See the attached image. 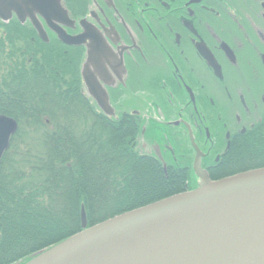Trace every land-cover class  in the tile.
<instances>
[{
  "label": "flooded vegetation",
  "instance_id": "obj_1",
  "mask_svg": "<svg viewBox=\"0 0 264 264\" xmlns=\"http://www.w3.org/2000/svg\"><path fill=\"white\" fill-rule=\"evenodd\" d=\"M57 1L68 24H54L81 37L77 45L36 14L43 42L28 14L11 7L0 8V35L17 23L69 56L75 92L88 103L77 112L134 130V151L159 162L164 178L183 179L184 192L199 185L194 146L210 180L233 167L264 110V0Z\"/></svg>",
  "mask_w": 264,
  "mask_h": 264
},
{
  "label": "trees",
  "instance_id": "obj_2",
  "mask_svg": "<svg viewBox=\"0 0 264 264\" xmlns=\"http://www.w3.org/2000/svg\"><path fill=\"white\" fill-rule=\"evenodd\" d=\"M4 29L0 115L14 119L18 129L0 163V264H24L80 232L81 207L89 227L151 203L155 191L148 189L156 186L145 188L147 181L134 173H147L158 186L165 181L159 162L130 146L134 130L103 118L91 123L77 112L88 103L75 92L77 65L69 56L33 32L25 35L20 24ZM22 88L31 94H18ZM50 101L60 113L49 110ZM246 139L240 154L264 162V116ZM167 176L172 186L179 181Z\"/></svg>",
  "mask_w": 264,
  "mask_h": 264
},
{
  "label": "water",
  "instance_id": "obj_3",
  "mask_svg": "<svg viewBox=\"0 0 264 264\" xmlns=\"http://www.w3.org/2000/svg\"><path fill=\"white\" fill-rule=\"evenodd\" d=\"M59 5L57 0H0L1 9L11 7L19 18L24 10L43 42L47 38L36 14L60 41L77 45L81 37H68L54 24H68ZM96 101L108 116L104 97ZM16 131L15 120L0 116V163ZM194 149L196 189L88 229L81 207V231L25 264H264V168L212 182Z\"/></svg>",
  "mask_w": 264,
  "mask_h": 264
},
{
  "label": "rangeland",
  "instance_id": "obj_4",
  "mask_svg": "<svg viewBox=\"0 0 264 264\" xmlns=\"http://www.w3.org/2000/svg\"><path fill=\"white\" fill-rule=\"evenodd\" d=\"M30 78L29 77H27L25 80L27 81V80H29ZM23 91H24V89L22 88V89H20L19 90V92H18V94H22L23 93ZM39 91H40V89H39ZM53 91V90H52ZM27 92V93H26ZM25 92V94L26 95H30V91L27 89V91ZM53 93H56V94H60V93H57L55 90L53 91ZM24 95V94H23ZM44 100H46V99H44ZM50 103L53 105V106H50V108H49V110H54V111H56V112H59V109H56V107H55V105L53 104V102L52 101H50ZM60 113V112H59ZM264 116V110H262V111H260L258 114H256V116L253 118V122H257L256 124H258L260 121H261V118ZM100 135H98V137H99ZM104 136H106L105 134H104ZM28 137V136H27ZM108 137V136H107ZM107 137H105V138H107ZM236 152H237V154H235V155H237V157L239 158L238 160H236V163L233 165V167L232 168H226V169H224V170H222V173H220V174H216V175H214L213 177H212V181H218V180H221V179H225V177L227 178L228 176L230 177V176H233V175H236V174H239V173H243V172H246V171H252V170H256V169H261V168H264V162L262 161H255V162H253V161H251L252 159L250 158V156L247 154L248 152H246V153H239L240 151L239 150H236ZM235 153V152H234ZM233 153H231L230 155H232ZM234 155V154H233ZM234 155V156H235ZM159 173V175H160V177H159V179L160 180H164L165 182L163 183V184H161V186H158V184L156 185V181H153V180H155V179H153V178H151V177H149L148 175H147V173H145V174H136V173H134V176H136V177H141L142 179H144V180H146L145 182V185H146V187L145 188H150V187H152V186H156V188H152L151 190L150 189H148V193H151V192H154L151 196H150V200H151V203H149V204H152V203H155V202H158V201H161V200H163V199H166V198H169V197H172V196H174V195H177V194H181V193H185L184 192V190H182V182H183V179H181V178H179V181H176L175 183H173V185L174 186H172L171 185V183H169V179H171V178H169V179H165L164 177H163V174L159 171L158 172ZM144 188V191L143 192H145V191H147V189H145ZM191 191V190H190ZM186 192H189V191H186ZM138 193V192H137ZM90 196H91V194H90ZM140 196V195H139ZM95 197V196H94ZM93 197V198H94ZM148 200V199H147ZM146 200V201H147ZM91 204H93L94 205V202H91ZM149 204H147V205H149ZM146 206V205H145ZM142 207H144V206H142ZM140 208V207H139ZM136 209H138V208H136ZM133 210H135V209H133ZM130 211H132V210H130ZM129 212V211H128ZM125 213H127V212H125ZM123 214V213H122ZM121 215V214H120ZM91 214L89 215V217H90V222H92L93 220V218H91ZM118 216V215H117ZM114 217H116V216H114ZM95 219V218H94ZM86 222H87V218H86ZM101 223V222H100ZM98 224V223H97ZM96 225V224H95ZM93 224H90V226L89 227H87V228H90V227H92L93 228ZM77 234V233H76ZM76 234H74V235H76Z\"/></svg>",
  "mask_w": 264,
  "mask_h": 264
}]
</instances>
